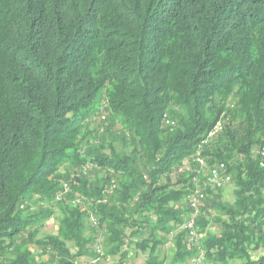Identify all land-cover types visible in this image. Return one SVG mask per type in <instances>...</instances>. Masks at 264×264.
Segmentation results:
<instances>
[{"label": "trees", "instance_id": "trees-1", "mask_svg": "<svg viewBox=\"0 0 264 264\" xmlns=\"http://www.w3.org/2000/svg\"><path fill=\"white\" fill-rule=\"evenodd\" d=\"M263 146L264 0H0V264H125L133 247L166 264L173 240L172 264H264ZM199 157L228 165L235 200L207 190L192 246ZM64 184L92 205L62 202L44 234L38 205Z\"/></svg>", "mask_w": 264, "mask_h": 264}, {"label": "rangeland", "instance_id": "rangeland-1", "mask_svg": "<svg viewBox=\"0 0 264 264\" xmlns=\"http://www.w3.org/2000/svg\"><path fill=\"white\" fill-rule=\"evenodd\" d=\"M106 119H100V122L98 120H96L95 122H93V124H91V128H101V126L106 127L109 125L108 123V116L107 114H104ZM120 127L119 126H115L114 130L119 132ZM101 132H103V130H101ZM117 148L119 149V145L118 143L116 144ZM70 166L64 167L62 168V170H66L68 169ZM103 172L100 171L97 168H93V167H89L87 172L84 170L83 172H81V174L79 175H84L82 177H87V179L97 182L99 181L102 176H103ZM64 190L62 192H60L56 198L55 201L53 202H40V204L38 205L37 211L40 212H51V215L49 216V218L44 219L43 221V226L41 228L42 233L44 234H51V235H57L58 234V230H59V226H60V220L63 217V212L61 210V203L63 202V204L66 202V204H70L73 203L75 206H82V208L84 209H89L90 206L92 205L91 202L84 196H80L77 194H74L72 188L69 186V184H64ZM234 186L231 183L229 186L225 187L223 190V194H224V199L230 203H232L235 200L234 197ZM74 194V195H72ZM70 195H72V198H70ZM36 200V199H35ZM92 218H94L93 220H95V222L92 220ZM88 226L90 228V231L94 232L95 235V240L97 238L96 233L97 231V226H98V219L96 218V216H94L92 214V216L88 219ZM73 251H75V249L73 248ZM175 243L174 240L171 241L170 243L167 244V246L164 249V255L167 259L166 264H172L173 263V259L175 257ZM104 252H106V249L104 250ZM264 255V249H260L257 252H252V258L254 260H257L260 256ZM53 257H50V255L46 256L45 259L46 260H50ZM145 256L143 254H138L136 253L135 247H133L132 249H130V256L129 259L125 262V264H146L145 263ZM118 258L116 259H112V257H108L107 259L102 258L100 261L102 264H117L118 263ZM41 261V258L38 259V262ZM231 264H239V263H231Z\"/></svg>", "mask_w": 264, "mask_h": 264}, {"label": "built area", "instance_id": "built-area-1", "mask_svg": "<svg viewBox=\"0 0 264 264\" xmlns=\"http://www.w3.org/2000/svg\"><path fill=\"white\" fill-rule=\"evenodd\" d=\"M105 119V117H102ZM168 125L170 122H167ZM259 156L260 166L264 167V146L257 152ZM193 183L195 191L188 197V206L191 210L190 218L182 225L178 226V230L188 231L192 246L199 243L203 235H199L195 229L196 220L204 213L203 209L205 201L208 197L207 190H219L229 186L232 182V176L229 172L228 165L223 162L208 164L207 159L199 157L196 160V170ZM94 218H92L93 220ZM95 222V220H93ZM95 250L99 256H104L105 239L100 235L96 239ZM100 259L91 261L90 264H97ZM201 258H193L192 264H198ZM83 264H89L84 262Z\"/></svg>", "mask_w": 264, "mask_h": 264}]
</instances>
